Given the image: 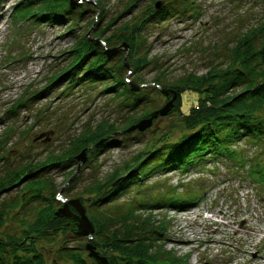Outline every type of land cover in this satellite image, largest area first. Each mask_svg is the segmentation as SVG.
<instances>
[{"label":"rangeland","instance_id":"obj_1","mask_svg":"<svg viewBox=\"0 0 264 264\" xmlns=\"http://www.w3.org/2000/svg\"><path fill=\"white\" fill-rule=\"evenodd\" d=\"M23 1L0 0V150L9 151L7 161L0 162V175L9 167L40 163L51 153L65 151L68 140L86 130L110 124L123 129L125 118L131 113L122 110V95L101 94L104 84H83L67 90L68 78L65 77L59 85L49 87L46 96L28 100L71 62L69 52L82 37L92 39L94 33L101 34L102 39L109 40V48L119 50L117 58L123 57L129 68L130 48L120 41L129 34L130 22L134 24L132 18L147 7L155 9L153 6L157 3L167 8L168 19L163 22L151 19L147 13L140 16L145 18L141 35L146 49L137 56L148 52L149 64L143 66L139 78L153 91L147 95L152 103H143L133 112L139 117L146 111H159L171 100L172 94L165 96L159 89L162 87L154 85V80L172 90L178 80L188 76L197 78L229 63L230 51L251 29L264 32V0H143L136 2V7L127 6L132 0H79L80 3L69 0L73 9L84 10L80 22L72 25L71 34L66 31L69 23L66 20L57 25H45L15 18L14 8ZM92 20L95 22L89 26ZM101 40L97 45L104 46L108 53V46ZM135 77L136 74L128 73L126 80ZM129 84L139 91L135 83ZM190 90L179 95L183 114L197 106L199 94ZM21 101L23 104L16 106ZM172 110L173 107L163 117H158L160 119L156 118L158 120L143 132L125 134L127 131L118 130L112 134L118 137L124 134L128 138L119 147L98 154V161L93 165L96 170L86 169L78 185L83 186L86 180L96 176L105 177L113 169L124 166L156 145L166 133L170 140H176L183 129L178 113ZM132 136L136 139H130ZM244 143L237 142L232 150ZM93 148L82 152L87 154ZM250 156L256 165L253 168L264 167V145L251 150ZM87 160L77 161L76 171ZM253 168L226 161L207 162L205 168L196 167L186 175L177 171L154 174L143 184L146 189L140 191L148 196L143 198L147 204L185 192H190L188 196L193 201L201 195V200L186 211L163 209L152 213L156 223L165 224L162 239L166 248L174 250L178 256L188 255L189 264H264V192L253 181L240 178L246 177L244 171L249 169L251 173ZM76 171L66 182V176L54 174L60 186L57 195L60 200L64 199L62 191L69 197L77 195L79 187L68 190ZM183 185H186L184 190L180 188ZM201 191L205 194H200ZM13 196L14 193L2 194L0 201ZM131 199H140L135 195V188L122 197L121 204Z\"/></svg>","mask_w":264,"mask_h":264},{"label":"trees","instance_id":"obj_2","mask_svg":"<svg viewBox=\"0 0 264 264\" xmlns=\"http://www.w3.org/2000/svg\"><path fill=\"white\" fill-rule=\"evenodd\" d=\"M140 1L143 0H132L127 6L136 7L135 3ZM157 4L153 6L155 9L147 7L137 13L132 18L134 24L130 22L129 34L120 41L130 48L129 68H126L123 57L117 58L119 50L109 48V40L102 39V35L96 32L92 35L93 41L87 36L79 39L69 52L71 62L29 97L31 102L37 100L35 97L46 96L49 87L59 85L66 77L67 90L83 84H104L101 94L122 95V110L127 109L131 115L125 118L127 121L122 125L123 129H116L110 124L86 130L71 137L65 151L51 153L40 163L9 167L0 175V196L14 193L12 199L0 201V264H99L89 256L87 238L78 234L77 223L61 213L64 203L57 198L60 186L54 179V174L58 173L66 176V182L76 171L78 153L88 147L94 148L86 154L87 162L68 187L69 191L79 187L77 195L69 197L62 191L61 196L66 201H79L93 227L94 250L108 264H189L188 255L178 256L174 250L166 248L162 239L165 224L156 223L152 213L163 209L186 211L201 200V195L193 201L188 196L190 192H185L170 195L167 200L164 198L155 204L144 203L143 198L148 196L141 193L146 189H143V184L154 174L177 171L186 175L196 167L205 168L207 162H233L240 167L248 165L249 169L256 166L250 152L264 145V32L255 28L243 35L230 51L231 58L225 66L213 68L197 78L188 76L185 80L174 82L171 91L178 98L173 102L172 111L179 115L182 135L170 140L169 133H166L156 145L148 147L123 167L113 169L105 177L96 176L86 180L83 186L78 185L86 169L96 170L93 165L98 161V154L119 147L128 138L124 134L119 137L112 134L118 130L127 131L156 112L146 111L139 117L133 113L143 103H152L147 100V95L153 90L139 78L143 66L149 64L148 52L137 55L146 49L142 43L145 39L141 35L145 18L141 19L140 16L147 13L158 22L168 19L167 8L163 9L160 3ZM33 6L37 8L33 10ZM87 8L92 10L91 6ZM14 10L15 18L21 21L31 19L34 23L57 25L66 20L69 22L66 31L70 34L74 30L72 25L80 22L84 11L83 8H71L69 0H24ZM94 22L92 20L89 26ZM98 39L108 46V51L115 49L117 53L108 56L104 46L95 44L94 40ZM128 73L136 74L135 79L127 81ZM129 83L139 86V91H132ZM153 83L166 88L159 80ZM186 89L199 94V98L197 106L183 114L179 95ZM22 104L23 101L16 106ZM134 132L140 131H127L125 134ZM241 141H245L244 145L232 150ZM0 151H3L0 162L7 161L9 151ZM48 159L51 162H44ZM257 166L251 173L249 169L244 171L246 177L243 175L242 178L258 184L263 189L261 192H264V167ZM185 186L180 188L184 190ZM133 188L140 199L121 204L122 197ZM69 209L76 214L73 207Z\"/></svg>","mask_w":264,"mask_h":264},{"label":"water","instance_id":"obj_3","mask_svg":"<svg viewBox=\"0 0 264 264\" xmlns=\"http://www.w3.org/2000/svg\"><path fill=\"white\" fill-rule=\"evenodd\" d=\"M76 2L80 3V1H76ZM157 7H158V4L156 5V8ZM71 8H72V6H71ZM91 41H93V40L91 39ZM94 42L97 45L99 41L94 40ZM114 52H115V50H110L106 54L108 56H110V55L114 54ZM156 87H158V86H156ZM159 89L165 96L172 94L171 100L166 105H164L159 111H156L155 113H153L150 116V118L142 120L139 123L130 127V129L127 130L128 132L135 131V130L143 132L144 130H146L147 128H149L152 125V122L154 119H156L160 116L163 117L173 107V102L176 99V94L171 90H166V89H162V88H159ZM137 90H138V88L132 87V91H137ZM83 152H81L76 157L77 161H81V160L85 161L86 152L85 151H83ZM61 201L64 203V206H63V209L61 210V213L72 218L77 223L78 230H79L78 234L82 237L87 238L86 250L89 252V256L93 257L96 261L99 262V264H108L107 260L104 259L103 257L99 256L94 250V247L92 245L93 227H92L91 223L89 222L88 218L86 217L85 210L80 205L79 201H77V200L66 201L65 199H61ZM70 207H73L75 209L76 214L71 213V211L69 209Z\"/></svg>","mask_w":264,"mask_h":264},{"label":"built area","instance_id":"obj_4","mask_svg":"<svg viewBox=\"0 0 264 264\" xmlns=\"http://www.w3.org/2000/svg\"><path fill=\"white\" fill-rule=\"evenodd\" d=\"M240 178H242V176H240Z\"/></svg>","mask_w":264,"mask_h":264}]
</instances>
